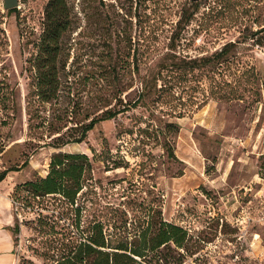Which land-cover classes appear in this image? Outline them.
<instances>
[{
  "label": "rangeland",
  "instance_id": "obj_1",
  "mask_svg": "<svg viewBox=\"0 0 264 264\" xmlns=\"http://www.w3.org/2000/svg\"><path fill=\"white\" fill-rule=\"evenodd\" d=\"M66 1L58 95L29 113L49 0H0V82L17 106L0 109V173L29 162L6 177L15 264H53L62 234L95 223L135 237L163 219L188 232L183 264H264V0ZM56 152L87 157L74 204L20 187Z\"/></svg>",
  "mask_w": 264,
  "mask_h": 264
},
{
  "label": "trees",
  "instance_id": "obj_2",
  "mask_svg": "<svg viewBox=\"0 0 264 264\" xmlns=\"http://www.w3.org/2000/svg\"><path fill=\"white\" fill-rule=\"evenodd\" d=\"M14 10L16 9L9 11ZM45 17L38 53L33 62L35 82L34 90L27 100L29 113L36 102L47 104L57 98L60 42L71 24V11L67 1L49 0ZM223 51L224 49L221 53ZM0 109L4 110L8 117L17 111L14 89L2 81ZM115 115L105 114L82 125V136L75 141H84L88 132L99 121ZM7 121L3 120L2 123L7 124ZM4 149L5 144H2L0 152ZM87 162L84 154L56 152L52 155L49 173L45 177L26 181L20 187L32 197L59 194L74 204L83 189ZM28 163L26 160L19 167L5 169L0 173V181L4 180L10 171L18 170ZM130 233L127 226L115 227L112 233H108L102 223H95L83 230V233L62 234L63 236L56 240L55 247L59 256L53 264H183L184 255L180 251L188 239V232L183 227L163 219L149 222L135 237H131Z\"/></svg>",
  "mask_w": 264,
  "mask_h": 264
},
{
  "label": "crops",
  "instance_id": "obj_3",
  "mask_svg": "<svg viewBox=\"0 0 264 264\" xmlns=\"http://www.w3.org/2000/svg\"><path fill=\"white\" fill-rule=\"evenodd\" d=\"M253 138L247 136L244 141L251 144V142H256ZM255 145H257V142ZM251 180H253V177L250 180H246V188L249 192H252L250 193L251 195L258 194V181L256 180L254 187ZM247 185L249 186L247 187ZM14 188L15 185L12 182H8V178L0 181V264H15L17 260V240L13 231L15 216L12 193ZM249 192L246 194H249ZM227 206L229 207V205ZM236 206V202H231V208Z\"/></svg>",
  "mask_w": 264,
  "mask_h": 264
},
{
  "label": "water",
  "instance_id": "obj_4",
  "mask_svg": "<svg viewBox=\"0 0 264 264\" xmlns=\"http://www.w3.org/2000/svg\"><path fill=\"white\" fill-rule=\"evenodd\" d=\"M193 1H197V0H193ZM4 3H5V8L7 10H10V9L18 7L19 0H4Z\"/></svg>",
  "mask_w": 264,
  "mask_h": 264
},
{
  "label": "built area",
  "instance_id": "obj_5",
  "mask_svg": "<svg viewBox=\"0 0 264 264\" xmlns=\"http://www.w3.org/2000/svg\"><path fill=\"white\" fill-rule=\"evenodd\" d=\"M13 202H14V201H13ZM15 204H16V209H18V206H17V205H18V203H16V202H15ZM14 206H15V205H14Z\"/></svg>",
  "mask_w": 264,
  "mask_h": 264
}]
</instances>
